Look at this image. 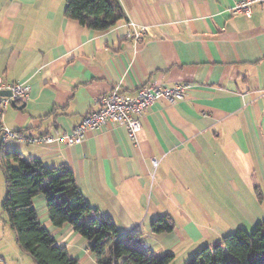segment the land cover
Returning a JSON list of instances; mask_svg holds the SVG:
<instances>
[{
    "label": "crops",
    "instance_id": "1",
    "mask_svg": "<svg viewBox=\"0 0 264 264\" xmlns=\"http://www.w3.org/2000/svg\"><path fill=\"white\" fill-rule=\"evenodd\" d=\"M117 1L127 22L95 32L65 17L66 0H0V80L28 88L0 112V156L66 165L120 238L144 233V262L172 254L170 264H187L202 245L264 221L246 194L263 204L264 5L246 16L234 10L240 0ZM136 29L145 31L140 42L127 36ZM176 84L189 85L183 98L153 103L135 139L106 125L70 147L1 140L4 129L69 133L116 87L134 95L144 85ZM33 205L58 247L79 264H97L69 224H51L44 195ZM165 215L174 230L151 234L152 220ZM9 246L0 238V264H34L15 241Z\"/></svg>",
    "mask_w": 264,
    "mask_h": 264
},
{
    "label": "trees",
    "instance_id": "2",
    "mask_svg": "<svg viewBox=\"0 0 264 264\" xmlns=\"http://www.w3.org/2000/svg\"><path fill=\"white\" fill-rule=\"evenodd\" d=\"M64 15L95 32H105L126 23L117 0H66ZM0 171L5 195L1 211L14 234L17 247L34 264H79L65 247H58L51 234L41 227L33 199L44 195L51 224L61 228L69 224L87 242L97 264H170L174 256L163 255L157 261L144 262V233L136 231L120 238L116 224L92 211L76 187L73 173L66 165L45 167L37 160H24L19 154L1 151ZM93 212L86 223L85 216ZM174 230L172 219L165 215L152 220L151 234ZM135 240V246L132 241ZM187 264H264V221L249 233L242 228L224 236L213 245H202Z\"/></svg>",
    "mask_w": 264,
    "mask_h": 264
},
{
    "label": "built area",
    "instance_id": "3",
    "mask_svg": "<svg viewBox=\"0 0 264 264\" xmlns=\"http://www.w3.org/2000/svg\"><path fill=\"white\" fill-rule=\"evenodd\" d=\"M255 5H264V0H240L234 10L250 16L252 7ZM144 33V29H136L133 32H128L127 36L131 37L134 42H140ZM188 89V84H176L172 87L144 85L138 88L134 95H129L120 92L116 87L111 92L100 96L96 101L97 110L88 113L69 133L55 131L43 136L24 137L4 129L1 140L13 138L29 144H45L63 148L80 144L87 131L106 125L123 126L127 130L129 138L135 139L141 130V119L153 103L159 100L170 103L181 100ZM2 91H9L11 96H0V112L12 103L21 102L27 98L28 94V88L20 83H5L0 80V92ZM157 163V160L152 161L154 168Z\"/></svg>",
    "mask_w": 264,
    "mask_h": 264
},
{
    "label": "rangeland",
    "instance_id": "4",
    "mask_svg": "<svg viewBox=\"0 0 264 264\" xmlns=\"http://www.w3.org/2000/svg\"><path fill=\"white\" fill-rule=\"evenodd\" d=\"M246 194L248 197L247 199H250L252 201L254 213L264 215V200H263V204L260 205L259 202L256 200L257 198H255V196L252 195L253 193L251 191H248ZM4 195H5L4 178H3L2 173L0 172V238L2 242L5 243V246L8 247L10 243L11 246L15 247L14 246V236H13L12 231L8 228V226L2 223V220L6 219V215L2 213L1 211V203L4 199ZM254 226H255V223H253L252 225H242V224L239 225V227L243 228L249 233L253 230Z\"/></svg>",
    "mask_w": 264,
    "mask_h": 264
},
{
    "label": "water",
    "instance_id": "5",
    "mask_svg": "<svg viewBox=\"0 0 264 264\" xmlns=\"http://www.w3.org/2000/svg\"><path fill=\"white\" fill-rule=\"evenodd\" d=\"M0 96L9 97V96H11V93L9 91H2V92H0Z\"/></svg>",
    "mask_w": 264,
    "mask_h": 264
}]
</instances>
